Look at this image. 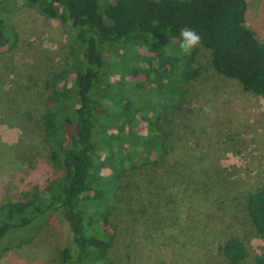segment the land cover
<instances>
[{"label": "trees", "instance_id": "1", "mask_svg": "<svg viewBox=\"0 0 264 264\" xmlns=\"http://www.w3.org/2000/svg\"><path fill=\"white\" fill-rule=\"evenodd\" d=\"M6 1L0 0V51L16 41ZM23 2L44 18L60 20L70 42L66 67L56 81L0 89V123L20 131L21 146L4 159L15 170L41 163L59 174L45 186L35 178L23 180L16 200L9 196L1 200L0 255L13 247L12 238H7L11 232L57 214L69 234L53 264H113L109 250L116 228L110 217L117 212L129 216L127 240L154 242L163 236L162 228L178 229L167 236L176 241L173 264H178V254L187 245L186 230L197 224L205 245L221 241L216 254L224 264H264V187L233 191L227 168L215 164L213 168L207 159L198 165V149L185 145V137L194 130L177 137L176 117L182 114L177 111L190 100L184 87L197 74L194 53L178 50L181 28L200 36L197 45L208 52L215 73L264 97V44L246 24V0ZM165 40L170 41L167 47ZM108 45L145 50L150 55L144 59L147 66L134 68L140 77L123 80L126 68L104 58ZM111 74L119 78L110 83L112 91L117 88V101L110 89L100 91ZM162 93V103L151 118L139 116L148 130L136 139V115ZM188 127L189 123L183 129ZM32 145L36 156L28 160L25 154L32 152ZM100 151L106 160L103 168L112 172L107 183L91 172ZM33 157L39 160L34 162ZM123 158L127 165H118ZM252 239L262 242L261 252L253 250ZM24 241L19 239L17 246ZM122 261L117 259V264Z\"/></svg>", "mask_w": 264, "mask_h": 264}, {"label": "rangeland", "instance_id": "2", "mask_svg": "<svg viewBox=\"0 0 264 264\" xmlns=\"http://www.w3.org/2000/svg\"><path fill=\"white\" fill-rule=\"evenodd\" d=\"M246 2V24L254 32L256 39L264 44V0H246ZM8 4L9 11L6 13L14 29L16 41L12 46L0 51V89H6L15 83L28 85L31 81L49 79L56 81V76L66 67L65 57L70 42L61 21L44 18L23 0L4 2V5ZM169 43L170 41L165 40L166 47ZM117 47L116 45L105 47V60L108 63L115 60L120 68H126L123 74V80L126 82L140 77L134 68L146 67L147 63L144 59L149 58L150 55L141 48H126L127 50L124 51L123 47L119 46V49ZM192 52L195 56L193 67L197 74L192 82L184 87L185 94L190 100L189 104L183 102L188 106H183L177 111L179 114L182 113L180 117H176L179 123L177 137L194 130V133L185 137L187 142L185 145L198 149V165H203L202 163L207 159L210 165L213 164V168L214 164L216 167L221 165L227 168L228 178L234 181L233 191L240 192L241 189L252 186L264 187V97L245 92L234 80L215 73L209 66L208 52L201 46L196 45ZM59 78L62 79L61 76ZM118 79L116 74H111L108 83L101 86L100 91L104 93L111 90L110 83ZM16 85L11 86L9 96L13 94ZM111 96L117 101V88L111 90ZM162 99L163 93L160 99L155 98L145 105L143 112L136 115L138 118L133 130L136 139L147 135L146 121L151 118L154 109L162 103ZM139 116L145 117L146 121ZM186 116L189 117L187 121L184 120ZM188 123V129H183ZM120 130V127L114 129L115 132ZM19 135L18 129L0 123V202L8 196L16 200L23 188L21 182L23 180L32 182L30 180L35 178L39 180L41 186H45L46 180H51L59 174L58 170L47 168L41 163H35L34 169L22 167L19 170H15L10 163L7 164L4 156L21 148ZM30 151L32 152L25 154L27 157L36 156L34 145L30 147ZM211 152L214 154L212 155ZM38 160L39 158L34 157L32 159L34 162ZM105 161V156L100 151L97 159L94 160L91 172H97L98 176L103 177L104 182L107 183L112 172L108 166L103 168L102 163ZM114 164L117 166V159ZM122 164L127 165L125 158L118 161V165L122 166ZM214 178L216 179L215 176ZM182 215L181 213L180 219ZM128 217L126 215L123 218L117 215V212L110 217L111 227L116 228L115 239L109 250L113 264H117V259L123 260V264H173L172 245L176 241L167 236L175 235L179 230L162 228L160 234L163 236L156 238L154 242L127 240L125 228L128 227ZM186 233L188 234L184 243L187 245L182 246L178 254V264H224L223 258L216 254V246L221 242L220 240L214 239L210 246L205 245L200 235L202 234L200 224L193 225L186 230ZM10 234L7 238H12L13 247L6 248L1 253L0 264H53L69 233L62 218L52 214L48 218L40 219L28 229H18ZM19 239L26 241L18 247ZM250 245L257 253L263 248L262 242L257 239H252ZM1 246L2 243L0 250Z\"/></svg>", "mask_w": 264, "mask_h": 264}, {"label": "clouds", "instance_id": "3", "mask_svg": "<svg viewBox=\"0 0 264 264\" xmlns=\"http://www.w3.org/2000/svg\"><path fill=\"white\" fill-rule=\"evenodd\" d=\"M178 50L183 55H189L200 42V36L190 28H181L178 33Z\"/></svg>", "mask_w": 264, "mask_h": 264}]
</instances>
